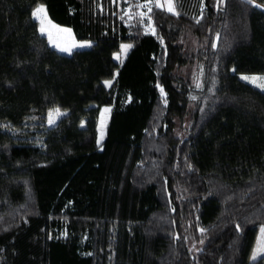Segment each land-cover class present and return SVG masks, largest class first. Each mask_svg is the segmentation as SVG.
Instances as JSON below:
<instances>
[{
    "label": "trees",
    "instance_id": "obj_1",
    "mask_svg": "<svg viewBox=\"0 0 264 264\" xmlns=\"http://www.w3.org/2000/svg\"><path fill=\"white\" fill-rule=\"evenodd\" d=\"M146 1L0 0V264H264V0Z\"/></svg>",
    "mask_w": 264,
    "mask_h": 264
},
{
    "label": "rangeland",
    "instance_id": "obj_2",
    "mask_svg": "<svg viewBox=\"0 0 264 264\" xmlns=\"http://www.w3.org/2000/svg\"><path fill=\"white\" fill-rule=\"evenodd\" d=\"M156 1H157L156 4H160V5H162V7L167 8V0H156ZM154 4H155V2L153 0H149V1H146L143 3H136L137 8L135 10H137V11L135 13H132V10L129 9L131 7H129L127 13L130 16H133V14H137L138 16H141L145 19H148L149 13H150L149 9H151ZM40 6H43L46 9V6L44 4H40L36 8H38ZM261 8L264 9L263 6H261ZM33 17L35 19H37L34 15H33ZM37 20L40 23V20L39 19H37ZM43 26L45 27V29H47V31L42 33V34L46 35L48 37V39H49V35L51 36V39H49V41H50L52 46H54L59 51H60V48H70L71 49L70 52H64V51H60V52L71 53L75 49L89 48L92 44V42L88 41V40H77L73 34L72 29L70 27H67V26L59 25V24L55 23L53 20H51V18L49 17V15L47 13V10H46V14L43 16ZM40 28H41V23H40ZM148 28L150 30H153V28L150 27V25L147 27V29ZM63 29H70V32L62 31ZM80 45H83V46L81 47ZM124 45H130V44H123L122 45L120 52L117 54V58L119 57L118 59H122L123 56L125 55V53L128 52L131 48L130 47V48L124 49L123 48ZM191 71L195 76L200 75V70L197 69V67H193L191 69ZM244 76L251 77V76H264V75H262V74H242L241 78ZM202 79H203V77L201 78L200 82L196 81L197 88L201 89ZM245 81H247V80H245ZM247 82L251 83L250 81H247ZM251 84L258 87L256 84H253V83H251ZM258 88L261 89L262 91H264V89H262L260 87H258ZM55 109H57V108H55ZM55 109L50 110V111H52L53 118L55 119L54 124L49 123L50 111L48 113V124H49V126L55 125L58 122V120L63 116V115H61L58 118H56V114L54 112ZM106 110H108V111H106ZM112 110H113V106H104L101 110V114L99 117V135H98L99 136L98 137L99 142H101L104 139V137L106 136L107 126H108V123L110 120ZM61 112L66 113L64 111H61ZM261 229H264V225H261L259 227L256 245L254 246V249L251 253V260H253L252 259L253 253L257 252L258 249H259V252H258L257 258L264 255V236H262V234H261Z\"/></svg>",
    "mask_w": 264,
    "mask_h": 264
},
{
    "label": "snow or ice",
    "instance_id": "obj_3",
    "mask_svg": "<svg viewBox=\"0 0 264 264\" xmlns=\"http://www.w3.org/2000/svg\"><path fill=\"white\" fill-rule=\"evenodd\" d=\"M256 6L259 7V5H256ZM157 7H162V5L157 4ZM167 10L169 12L174 13V14H177V15L179 14L178 12L175 11L174 0H167ZM149 11H151V9H149ZM45 14H46V9L43 6H40V7L36 8L34 10V13H33V15L37 19L40 20V23H41L40 31H41V33H44V32L47 31V29H45V27L43 26V16ZM62 31L70 32V29H63ZM49 39H51L50 35H49ZM80 46L82 47L83 45H80ZM130 47H131V45H124L123 46L124 49L130 48ZM60 51L70 52L71 49L70 48H60ZM242 79L250 81L251 83L256 84L258 87L264 89V76H251V77L244 76V77H242ZM106 83L110 84V82H106ZM161 91H163V89H161ZM193 99H195V97H193ZM106 111H108V110H106ZM54 112L56 114V118H58L61 115H66V113H62L59 108L55 109ZM49 123L50 124H54L55 123V119L53 118L52 111H50V113H49ZM261 234H262V236H264V229H261ZM258 252H259V249L257 250V252L253 253V256H252L253 260L257 259Z\"/></svg>",
    "mask_w": 264,
    "mask_h": 264
}]
</instances>
